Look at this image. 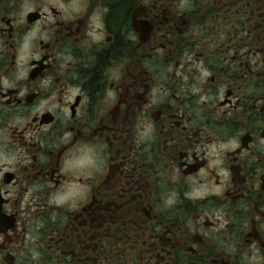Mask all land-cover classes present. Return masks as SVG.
<instances>
[{
	"label": "flooded vegetation",
	"instance_id": "obj_1",
	"mask_svg": "<svg viewBox=\"0 0 264 264\" xmlns=\"http://www.w3.org/2000/svg\"><path fill=\"white\" fill-rule=\"evenodd\" d=\"M0 264H264V0H0Z\"/></svg>",
	"mask_w": 264,
	"mask_h": 264
}]
</instances>
